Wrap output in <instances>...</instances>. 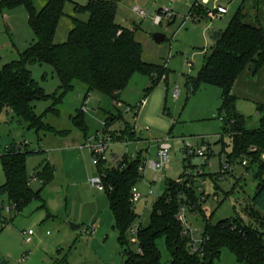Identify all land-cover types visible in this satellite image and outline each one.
Returning a JSON list of instances; mask_svg holds the SVG:
<instances>
[{
    "label": "rangeland",
    "instance_id": "374dc122",
    "mask_svg": "<svg viewBox=\"0 0 264 264\" xmlns=\"http://www.w3.org/2000/svg\"><path fill=\"white\" fill-rule=\"evenodd\" d=\"M30 1L37 12L44 6V0ZM89 1L67 0L55 33V45L67 40L73 27L72 19L87 21V14H75L74 5L86 6ZM194 1L120 0L116 22L134 31L144 63L164 68L165 76L149 92L146 90L150 79L136 73L118 103L99 91L87 92L80 83L56 103L54 98L60 96V90L53 68L40 64L28 67L33 80L49 96L45 101L32 104L34 113L43 117V122L56 132L63 133L37 135L8 109L0 107V156L8 147L18 145L29 152H41L25 160L29 187L35 194L39 193L41 199H33L15 209L6 195H0V264H121L123 251L107 196L92 185L98 176L97 166L91 152L83 147L88 141L93 143L96 136L112 137L113 143L106 153L108 159L114 155L122 160L125 157L143 160L144 169L135 188L141 195L151 194L146 200L143 198L133 204L137 218L125 235L131 251L137 249L132 231L148 224L152 205L163 195L165 182L183 179L187 166L193 174L197 195L202 193L207 197L200 207L201 211H210L211 225L237 216L245 220L248 198L257 186L254 177L260 173L264 178V154L255 163L248 158L230 162L233 173L220 179V165L228 161L231 153L230 138L222 131L220 90L201 87L190 94L186 85L188 77L196 76L213 48L214 34L226 29L243 0H220L217 5L213 1L204 4L198 0L195 10L199 6H221L227 10V15L219 19L211 21L200 17L199 22L188 19ZM136 9L143 11L144 17H139ZM158 10H161L159 15ZM167 10L170 20L163 15ZM156 18L161 21L156 23ZM131 21L134 24H130ZM154 35H162L164 40L157 44ZM34 43L27 10L23 6L0 7V66L18 61L20 54ZM187 62H191L192 67L189 68ZM142 102L145 104L141 106ZM256 106L259 104L237 101L249 130L258 128L264 116V109L258 110ZM51 108L56 114L47 112ZM79 112L84 132L73 122ZM111 118L114 122L109 121ZM106 122L108 127L104 126ZM161 142L170 146L168 165L167 169L154 171L149 164L158 161L155 148L158 149ZM187 145L195 150L204 147L207 151L204 156L188 157L184 153ZM242 161L248 163L247 167L241 166ZM47 163L54 168L53 178L43 184L37 172ZM199 170L202 171L200 177L197 176ZM33 175L36 178L31 180ZM4 183L0 163V186ZM186 220L189 226L201 230L198 238H202L205 220L191 213L186 214ZM71 225L80 229L73 230ZM28 231L34 235L30 243L24 244L22 234ZM157 248L160 264H168L163 239L157 241ZM213 264L238 263L223 249Z\"/></svg>",
    "mask_w": 264,
    "mask_h": 264
},
{
    "label": "trees",
    "instance_id": "16d2710c",
    "mask_svg": "<svg viewBox=\"0 0 264 264\" xmlns=\"http://www.w3.org/2000/svg\"><path fill=\"white\" fill-rule=\"evenodd\" d=\"M195 0L189 14L202 17V9L195 10ZM67 0H44V6L36 11L30 0H1L0 7L9 9L23 6L28 12V24L35 37V43L19 56V60L0 66V107L6 108L26 125L28 130L40 133L56 132L43 122V117L34 113L32 104L49 98L31 77L29 66L40 64L53 68L58 81L60 96L54 102L72 91L76 83L86 87L87 92L99 91L114 103L119 102L132 76L136 73L147 76L152 90L157 81L165 76L164 68L142 61V48L136 42L134 31L122 28L116 22L120 0H90L86 6L74 5L75 14H87V21L72 19V29L67 40L54 44L60 19L64 16ZM161 10H158V14ZM172 23V22H171ZM264 71V28L244 22L241 8L235 12L226 29L219 33L202 67L195 77H188L187 87L192 94L201 87H213L221 91L219 112L223 113V135L230 138L231 153L228 162L234 163L248 158L251 163L259 162L264 154V116L256 129L246 128V119L236 110L237 97L233 87L237 77L248 67ZM264 109L259 105L258 110ZM56 114V110H47ZM82 114L73 118L74 125L85 131ZM114 122V119H110ZM105 127L109 126L106 122ZM220 142V141H219ZM28 150L8 149L0 156L5 183L0 186V195H6L18 209L33 199H41L29 187L25 172L28 156L39 154ZM122 170L107 168L104 162L97 165L98 176L104 186L108 207L114 219V227L123 251L121 264H160L157 241L163 239L169 257L168 264H213L226 249L238 264H264V178L256 175L257 186L248 198L245 220L234 217L211 225L201 211L200 197L193 187L177 181L167 180L163 195L153 203L150 219L146 226L136 229V251H131L125 240L137 216L131 200L132 189L140 179L143 160L123 159ZM248 165V164H247ZM264 165L262 166V169ZM54 168L48 163L37 172L43 184L53 178ZM36 178L35 175L31 180ZM185 198L181 201L178 197ZM189 213H198L206 222L204 230L208 237L202 256L189 252L188 240L182 234V227L175 217L181 205Z\"/></svg>",
    "mask_w": 264,
    "mask_h": 264
},
{
    "label": "built area",
    "instance_id": "2783aa9c",
    "mask_svg": "<svg viewBox=\"0 0 264 264\" xmlns=\"http://www.w3.org/2000/svg\"><path fill=\"white\" fill-rule=\"evenodd\" d=\"M170 1H174V0H170ZM204 2V4H208L209 2L213 1V3L215 5L218 4V2H220V0H202ZM202 9V17H204L207 20H216L219 19L225 15H227V10L221 6H214L213 8H204L202 6H199ZM135 13L139 16V17H144V12L143 11H139V10H135ZM161 13V12H160ZM159 13V14H160ZM169 10L164 11L163 15L167 16L166 19L170 20V16H168ZM158 14V15H159ZM188 19L191 20L192 22H199L200 16L196 15V14H189ZM161 21L160 18H156L155 22L159 23ZM187 66L190 68L192 67V63L191 62H187ZM145 104V102L141 103V106ZM131 110V109H130ZM113 143V139L110 135L108 136H103L101 138H98L97 136L94 137L93 139V143H91L90 141L86 142L85 145L83 146L84 148L88 149L93 158H94V164L97 166L98 163L100 161L104 162L105 167L107 168H114V169H118V170H122L124 168V164H123V160L117 158L116 156L112 155L109 159L106 156V153L109 149V147L112 145ZM11 149V147H8L6 150ZM15 150H23V146L22 145H18V146H14ZM169 150H170V146L167 145L164 142H161L160 145L158 146V152H157V158L158 161L156 162H152L150 163V167L155 171L157 170H164L167 169V165H168V154H169ZM207 149L202 147L199 150H195L193 148H191L190 146H185L184 148V153L188 156H204L206 153ZM131 159H133V157H131ZM247 162L242 161L241 162V166L243 167H247ZM144 169L143 168H139L140 172H142ZM233 167L230 164V162H224L221 163L220 165V179H222L224 176L226 175H231L233 173ZM184 178L183 179H178L177 183L179 184H185L186 188H190V182L193 180V174L192 172H189V167H186V170L184 172ZM198 177L202 176V171L199 170ZM205 182H203L202 184H204ZM92 185L98 190V191H104V186L102 184L101 178L100 176H97L96 179H93L92 181ZM200 191V190H199ZM151 192L148 193V195H150ZM200 197V202L204 203L207 201V197H205L202 193L199 194ZM181 201L184 200V196L182 194L179 195L178 197ZM141 199H143V196L141 194H139L136 190V188L134 187L132 189V196H131V200L133 202V204L138 203ZM214 201L217 200L216 197L213 198ZM8 211H10V209H8ZM189 213L188 209L186 207V205L182 204L181 207L179 208L178 213L176 214V221L181 225L182 227V234L183 236L188 240V248H189V252L192 255H199L202 256V252H203V246L204 244L207 242L208 237L205 235V233H203V237L202 238H198L201 235V230L198 228H192L191 226H189L187 220H186V214ZM193 215H198V213H192ZM202 214L204 215V218L206 220H208L210 218V211L209 210H205L202 211ZM33 232L32 231H28L27 233L23 232L22 236L24 238L23 243L24 244H28L31 242V237L33 236ZM132 235L134 237V242L136 243V230L132 231Z\"/></svg>",
    "mask_w": 264,
    "mask_h": 264
},
{
    "label": "crops",
    "instance_id": "0c3cea01",
    "mask_svg": "<svg viewBox=\"0 0 264 264\" xmlns=\"http://www.w3.org/2000/svg\"><path fill=\"white\" fill-rule=\"evenodd\" d=\"M239 8L242 10L245 23L252 26L260 25L264 28V0H243L242 6ZM131 22L130 24H134V21ZM233 94L237 97V101L243 100L256 105H264V71L262 69L255 70L253 66L243 70L234 83ZM256 107L258 108V106ZM236 110L238 113L240 112L237 102ZM239 114L241 115V113ZM155 149L157 157L158 149ZM142 196L146 200L148 194Z\"/></svg>",
    "mask_w": 264,
    "mask_h": 264
},
{
    "label": "water",
    "instance_id": "95a60500",
    "mask_svg": "<svg viewBox=\"0 0 264 264\" xmlns=\"http://www.w3.org/2000/svg\"><path fill=\"white\" fill-rule=\"evenodd\" d=\"M132 23V22H131ZM218 35L219 34H214V36H213V40L216 42L217 40H218ZM153 39H154V41H155V43H157V44H159L160 42H162L163 40H164V36H162V35H154L153 36ZM254 178H256V177H254ZM71 228L73 229V230H79L80 229V226H74V225H71Z\"/></svg>",
    "mask_w": 264,
    "mask_h": 264
}]
</instances>
